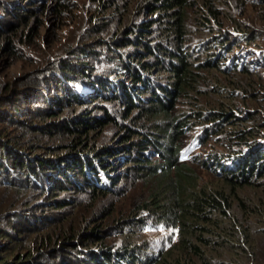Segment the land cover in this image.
<instances>
[{"label":"trees","instance_id":"16d2710c","mask_svg":"<svg viewBox=\"0 0 264 264\" xmlns=\"http://www.w3.org/2000/svg\"><path fill=\"white\" fill-rule=\"evenodd\" d=\"M189 1L156 0L151 7L160 12L158 23L165 29V36L173 42L175 51L151 49L149 43L142 39L143 36L139 37L141 40L135 38L119 42L123 47H142L143 55L153 56L156 64L164 61L159 50L170 56L167 68L170 82L158 84L161 86L159 88L145 76L147 70L144 69L150 66L141 64L142 60L138 59L142 53L139 52V56L122 55V66L130 85L109 77L107 79L112 83L102 77L95 82L89 63L73 64L71 59H58L46 63L41 71L33 72L14 91L12 89L0 95V124H5L0 128V240H5L0 244V264H44L47 253L61 252L63 248L73 252L88 249L91 255L89 264H114V260L121 264H264V196L260 197L257 193L264 192V186L259 183L264 178V146L260 144L264 143V126L257 129L259 125L256 124L255 133L249 130L228 133L226 138H232L239 147L244 146L233 155L210 158L217 177L215 184H201L195 169L182 162L183 154L180 155L182 129L187 126L188 120H184L187 116H172L171 109L178 99L193 100L192 96L199 92L200 86L199 68L190 63L189 54L183 50L187 33L185 13ZM8 6L6 1L0 3V8L5 12L0 17L1 25L17 13L9 12ZM206 8L207 15L213 17L211 7ZM20 11L27 13L28 9ZM203 24L204 27L208 26ZM146 27L143 24L138 29L141 34H147ZM1 37L4 38L0 33ZM4 41L2 45L5 46L1 49L7 50L8 47L12 50V42L5 38ZM79 49L72 57L92 53L86 46ZM111 50L118 51L112 46ZM130 58L139 62V69L131 70L132 63L127 60ZM239 70H242L241 66ZM69 77L80 79L89 89L93 86L95 91H91L95 95L82 93L81 89V95L74 93L73 88L66 86H72L74 82ZM22 86H26V89L20 90ZM114 88L115 93L125 101L127 111L136 109L138 118L151 123V130L145 133L142 130H128L127 127L130 136L120 141V145L130 142L128 147H122L121 153L128 156L126 162L131 159L132 153L137 157L132 160L133 171L142 183L149 186L148 198L135 207L136 213L130 215L131 221L137 222L135 216L147 211L154 222L163 223L165 228L174 230V235L169 239L171 245L155 255L149 253V256L144 255L140 248L111 252L100 247V244H94L99 243L100 234L97 231L79 233L50 224L53 229L48 225L50 231L40 235L38 243L36 240L30 243L27 255H14L19 249L21 237L25 240L30 232L39 233L43 227L41 224L48 222L45 214L37 215L38 211L29 210L33 199L49 198L56 191L68 189L63 183L68 187L74 185L71 187L73 190L87 188L92 193H111L112 187L121 178V174L109 175L113 170L105 159L119 152L107 149H102V153L94 152L90 144L95 142V136L90 137L93 131L112 123L111 117L93 118L86 112L73 110V107H83L96 99H111L112 94L109 93ZM147 93L149 97L145 99ZM25 98L29 100L27 103H23ZM193 114L198 121L203 118L205 124L211 125H220L229 116L219 110L207 116ZM106 116H109L107 112ZM127 116L125 113L122 119L126 120ZM157 119H160L159 123H156ZM209 130L206 127L203 133L208 134ZM257 136L261 137L259 143ZM136 137L139 141L133 143L131 139ZM162 139L164 144H160ZM149 147L157 155L154 165L145 156ZM99 174L105 187L102 184L98 187V182L103 183ZM248 190L256 191L258 195L254 194L255 198L245 195ZM42 204L41 200L32 207H41ZM53 204L57 205L55 210H60L65 203L55 201ZM56 257L60 258L61 254H56Z\"/></svg>","mask_w":264,"mask_h":264},{"label":"rangeland","instance_id":"374dc122","mask_svg":"<svg viewBox=\"0 0 264 264\" xmlns=\"http://www.w3.org/2000/svg\"><path fill=\"white\" fill-rule=\"evenodd\" d=\"M4 1L10 5L9 12L17 13L8 18L5 24L1 25L0 22L1 35L12 42V50L8 47L5 50L1 49L5 46L2 45L4 38L0 39V95L7 94L12 89L14 91L33 72L41 71L46 63L58 59H71L73 64L89 63L90 74L95 82L102 77L106 78V82L112 83L107 79L109 77L130 85L122 66V55L131 57L139 52L142 53V57L138 59L142 60L141 64L150 66L144 70H147L145 76L151 82L158 88L161 87L158 84L170 82L167 72L170 56L165 55L162 50L158 52L164 61L156 64L153 56L143 55L142 47H123L119 44L126 39L141 40L139 37L143 36L142 39L149 43L151 49L162 48L170 52L176 50L173 42L165 36V29L158 23L160 12L151 8L156 0H0V3ZM207 6L211 7L213 17L207 15ZM22 8L28 9L27 13L20 11ZM186 8L187 33L183 50L189 54L190 63L199 68L200 86L199 92L192 96L193 100L181 98L173 103L171 115L176 118L187 116L184 118L185 121L188 120L187 126L182 129L181 134L182 162L195 169L201 184L209 185L217 183L211 159L233 155L244 146L242 144L239 147L232 138H226L228 133L248 130L255 133L256 124L259 125L257 129L264 126V0H190ZM4 14V9L0 8V17ZM203 23L208 26L204 27ZM143 24L147 25V34H141L138 30ZM136 33L139 35L136 36ZM82 46L91 49L92 53L72 57ZM111 46L118 49L119 55L110 51ZM127 60L132 63V68H136H131L132 71L139 69L138 61L134 62L132 58ZM240 66L242 70H239ZM69 78L74 82L72 86H66L73 88L74 93L81 95V89L82 93L95 95L91 91L94 90L93 86L89 89L80 79ZM62 84L65 85L64 80ZM19 89L24 90L26 86ZM109 94H112L111 99H96L83 107H73V110H81L93 118L111 117L112 123L93 131L94 134L90 137L95 136V142L90 144L94 152L102 153V149L119 152L116 156L105 159L113 170L109 175L121 174V178L112 187L111 193H92L87 188L73 190L71 187L74 185L68 187L63 183L68 189L56 191L49 198L33 199L29 210L38 211L37 215L45 214L48 222L41 224L43 227L39 233L30 232L25 240L21 237L19 249L14 255H27L30 243L35 240L38 243L39 236L50 231L47 228L48 225L51 228L50 224L79 233L97 231L100 234L99 243L94 244H100V247L111 252L123 248L132 251L140 248L144 255L149 256V253L155 255L171 245L169 239L174 235V230L165 228L163 223L154 222L147 211H141L135 216L137 222L131 221L130 215L132 212L136 213L135 207L148 198L149 186L142 183L133 171L132 160L137 157L132 153L131 159L126 162L128 156L121 153L122 147H128L130 142L120 145V141L127 137L130 129L142 130V133L150 131L151 123L147 124L144 119L138 118L136 109L127 111L125 101L120 98V94L115 93V88ZM145 95L144 98L148 99L149 94ZM28 101L25 98L23 103ZM215 110L229 114L227 120L220 125L205 124L203 118L200 121L194 118L193 113L207 116ZM106 112L109 116H106ZM125 113L128 116L123 120ZM158 120L160 119L156 123H159ZM4 126V123L0 124V128ZM206 127L210 128L208 134L203 133ZM257 138L256 141L261 142V137ZM131 140L133 143L139 141L137 137ZM163 141L164 139L160 140V144H164ZM260 144L264 146V143ZM145 156L152 165L157 162V155L151 147L146 150ZM99 177L101 179L102 176L99 174ZM102 182L97 183L98 187L101 184L105 187L104 180ZM259 183L264 186V178ZM259 192L260 197L264 196V192ZM257 193L248 190L244 194L255 198ZM41 200V207L33 206L37 207L34 209L32 205ZM55 201L65 203L63 208L55 210ZM41 226L39 224V228ZM3 241L5 240H0V244ZM65 249L68 248L57 253H47L44 264H89L91 255L88 249H76L75 252ZM58 253L61 254L60 258L56 257ZM114 261V264H121Z\"/></svg>","mask_w":264,"mask_h":264}]
</instances>
